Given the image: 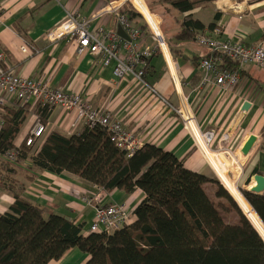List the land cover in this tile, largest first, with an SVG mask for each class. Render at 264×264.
Here are the masks:
<instances>
[{
  "label": "crops",
  "instance_id": "0c3cea01",
  "mask_svg": "<svg viewBox=\"0 0 264 264\" xmlns=\"http://www.w3.org/2000/svg\"><path fill=\"white\" fill-rule=\"evenodd\" d=\"M115 1L0 0V51L4 53L7 68L14 75L45 82L53 89L80 93L95 108L110 113L112 118L133 132L140 146L150 144L161 148L182 161L186 169L209 179L216 178L215 171L237 188L236 178L240 174L241 165L244 167L247 162L251 168L243 185L255 166L264 176V136L261 133L264 127V68L252 64L235 66L228 63V67L239 69L240 81L236 87L224 90L214 84L204 83V73L199 63L211 55V51L198 40L201 36L212 37V29L209 27L213 25V28L221 29L220 41L240 42L248 47L260 44L264 41V0H215L188 12H179L162 0H144L149 8L153 7L154 13L161 20V32L167 43V49L164 47L163 50L166 54L169 52L176 66L179 86L174 84L162 54L149 59L147 82L173 107H177L180 96L183 97L195 114L199 127L203 131H215L217 139L222 140L227 150L234 149L235 157L233 160L231 157L230 162L215 155L209 157V160L211 158L215 162L214 171L196 148L179 117L140 82L132 77L116 80L112 67H103L97 58L88 53L78 56L74 43L67 39L54 43L47 40V33L59 25L67 13L75 15L79 20L89 21V29L92 31L102 29L117 35L120 27L117 16L109 10ZM122 7L123 4L120 9ZM143 16L155 27L150 13V19ZM128 19L142 29L146 43L151 44L142 19L139 16ZM190 21L198 23L201 28L193 30L195 35L191 39L176 40L183 30L182 24ZM22 47H27L28 52H22ZM245 104L249 105L246 109L243 108ZM19 106H22L20 102L12 100L10 105L0 108L1 120L6 110L17 109ZM25 113L23 124L14 140L15 147L26 140L35 123L40 121L35 103L27 104ZM43 125L45 132L36 147L41 146L50 132L71 136L80 134L84 129L83 123L76 122L75 113L64 108H52ZM252 135L257 140L245 157L241 154V148ZM28 166L29 161L15 165L17 173L10 175L4 186L0 184V214L9 210L13 193L22 190L21 198L40 206L46 214L53 212L70 219L74 224L82 226L83 235H89L92 233L90 226L94 221L96 207L122 205L130 213V221L133 222V211L145 197L140 189L129 194L117 189L104 192L71 173L35 174L28 170ZM226 171L235 180L228 177ZM29 175H35V179L27 181L26 176ZM253 186L254 182L246 189ZM205 190L213 196L215 188L208 184ZM84 198L90 199L91 203H84ZM88 259L87 254L72 248L60 260L48 264H85Z\"/></svg>",
  "mask_w": 264,
  "mask_h": 264
},
{
  "label": "trees",
  "instance_id": "16d2710c",
  "mask_svg": "<svg viewBox=\"0 0 264 264\" xmlns=\"http://www.w3.org/2000/svg\"><path fill=\"white\" fill-rule=\"evenodd\" d=\"M162 1L188 12L215 0ZM119 14L138 16L128 5ZM182 27L176 40L191 39L193 30L201 28L193 21ZM145 81L150 84L147 68ZM26 107L10 108L2 115L0 156L15 153L12 161L0 160L2 186L17 173L15 165L29 161L28 170L35 174L68 172L104 192L129 194L140 189L145 197L133 211V222L110 234L83 235L82 226L53 212L46 214L21 198L18 190L9 210L0 214V264H48L72 248L89 256L85 264H264L263 238L217 179L186 169L173 154L154 145H142L128 155L99 125L84 127L78 135L50 132L33 152L25 141L15 147ZM51 110L37 105L40 122H46ZM261 133L264 136V127ZM34 179L35 175L26 176L27 181ZM208 184L215 188L213 196L205 190ZM241 195L264 226V195ZM233 212L237 221L226 223L223 217Z\"/></svg>",
  "mask_w": 264,
  "mask_h": 264
},
{
  "label": "built area",
  "instance_id": "2783aa9c",
  "mask_svg": "<svg viewBox=\"0 0 264 264\" xmlns=\"http://www.w3.org/2000/svg\"><path fill=\"white\" fill-rule=\"evenodd\" d=\"M142 1L150 15L157 18V23L154 22L155 27L148 23L132 3V0L112 2L109 8L110 12L116 13L117 22L129 40H122L116 34L106 33L102 29H99L98 32L92 31L89 29V21L79 20L78 17L69 13L66 14L59 25L47 33L46 38L50 43L63 39L73 42L78 56L88 53L97 58L103 67H112L113 77L118 81L132 77L140 82L179 117L190 133L196 148L213 169L209 162L210 156L220 157V155L233 153L224 147L221 139H217L215 131H203L199 127L195 114L183 97L180 96L179 105L173 107L158 95L153 86L148 85L145 81V69L148 67L149 59L156 54H162L174 84L177 87L179 86L176 77V66L171 60L168 50L167 54L163 50L164 47L167 49V43L161 32V20L157 14L150 11L145 1ZM122 4L130 5L134 14L142 19L152 41L151 44L146 43V37L141 28L134 26L126 16L119 14ZM211 34L212 37L201 36L198 38L199 43L211 51V55L203 58L199 63L200 69L204 73L202 79L204 83L214 84L224 90H231L236 87L240 81V72L237 67H228V63L235 64V66L252 64L264 68V41L254 47L245 46L240 42L220 41L218 39L221 34L220 27L213 28ZM21 50L25 53L28 52L27 47H22ZM0 93V108L10 105L12 100L20 102L22 106L33 102L41 106L64 108L73 111L76 122L83 123L84 127L92 128L95 125L104 127L110 134L111 141L115 146L128 155H131L140 147V143L133 132L128 131L120 121L112 118L110 113L95 108L80 93H66L53 89L45 82L14 75L7 68L4 53L1 51ZM0 124H2L1 115ZM44 132L45 126L37 121L26 138L25 145L35 149L36 143L42 139ZM232 157L231 160L235 156ZM4 158L12 161L15 158V153L9 151L7 154L0 156V160H4ZM214 173L221 183L220 176L215 171ZM226 175L229 177L227 171ZM96 200H98V197H96ZM83 202L86 204L91 203L90 199L87 198H84ZM130 220V213L122 205H99L95 209V217L90 226V231L98 234H110L122 228Z\"/></svg>",
  "mask_w": 264,
  "mask_h": 264
},
{
  "label": "bare ground",
  "instance_id": "6f19581e",
  "mask_svg": "<svg viewBox=\"0 0 264 264\" xmlns=\"http://www.w3.org/2000/svg\"><path fill=\"white\" fill-rule=\"evenodd\" d=\"M133 4L135 5V7L143 15L147 16V18L150 19L149 18V13H148V11L146 9V6L144 5V3H143L142 0H133ZM209 161H210V164L213 167V165H214L215 162L213 163V160L211 158H210ZM218 175L220 176V180L223 183L224 187L232 195V197L235 199V201L237 202V204L239 205V207L241 208V210L244 212V213L242 212L243 215L245 214L247 216V218L249 219V221L251 222V224L253 225V227L255 228V230L260 234V236L264 240V227L261 224V222L259 221V219L257 218V216L254 214V212L252 211V209L249 207V205L247 204V202L245 201V199L243 198V196L240 194V192L238 191V189L234 185H232L231 183H228L226 181V179L221 174L218 173Z\"/></svg>",
  "mask_w": 264,
  "mask_h": 264
},
{
  "label": "water",
  "instance_id": "95a60500",
  "mask_svg": "<svg viewBox=\"0 0 264 264\" xmlns=\"http://www.w3.org/2000/svg\"><path fill=\"white\" fill-rule=\"evenodd\" d=\"M117 35H119L124 40H129L128 36L122 30L121 27L118 28ZM248 106H249L248 104H245L243 108L246 109ZM256 140L257 138L254 135L248 137V139L246 140V142L241 148V154L243 156L245 157L248 156L251 149L253 148V145L256 143ZM252 182H254V186L251 189L247 190L246 188L250 186ZM243 188H244V191L252 193V194H256V195H262V193L264 192V176L259 173V168L257 166H255L251 170L250 174L245 179Z\"/></svg>",
  "mask_w": 264,
  "mask_h": 264
},
{
  "label": "rangeland",
  "instance_id": "374dc122",
  "mask_svg": "<svg viewBox=\"0 0 264 264\" xmlns=\"http://www.w3.org/2000/svg\"><path fill=\"white\" fill-rule=\"evenodd\" d=\"M129 7H130V9H131V6L130 5H128ZM148 8H149V6H148ZM150 9V8H149ZM132 10V9H131ZM133 11V10H132ZM150 11H152V12H154L153 10H151L150 9ZM153 17V16H152ZM153 20L155 21V18L153 17ZM234 151V149L232 148L231 150H230V152L231 153H234L233 152ZM232 156H235L234 154H230V155H220V157H222V158H224L225 160H227L228 162H230L229 161V159H231V157ZM250 168H251V166L248 164V162L245 164V166L243 167L242 165H241V171H240V174H239V176L236 178V184H237V186H238V188H239V190H240V192L242 193L243 191H244V188H243V180H244V178H245V176H246V174L248 173V171L250 170ZM232 169H234V168H232ZM235 170V169H234ZM243 170V171H242ZM232 172V171H231ZM233 173V172H232ZM228 175H229V177L230 178H232V179H234L233 178V175L228 171ZM234 175H235V173H234ZM215 179H217V177L215 178ZM218 180V179H217ZM235 180V179H234ZM219 181V180H218ZM223 187V186H222ZM224 189H226V188H224ZM227 190V189H226ZM234 202H235V200H234ZM237 204V203H236ZM238 206V205H237ZM239 207V206H238ZM240 209V208H239ZM241 210V209H240ZM242 212V211H241ZM224 218V221L226 222V223H234V222H236L237 221V218H236V216H235V213L233 212L231 215H228V216H224L223 217Z\"/></svg>",
  "mask_w": 264,
  "mask_h": 264
}]
</instances>
